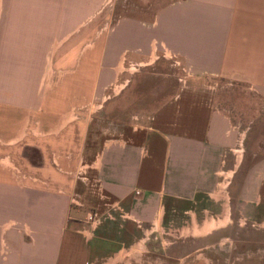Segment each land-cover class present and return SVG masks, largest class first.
I'll return each mask as SVG.
<instances>
[{
  "label": "crops",
  "instance_id": "obj_1",
  "mask_svg": "<svg viewBox=\"0 0 264 264\" xmlns=\"http://www.w3.org/2000/svg\"><path fill=\"white\" fill-rule=\"evenodd\" d=\"M105 3L4 5L0 264H264V156L206 81L240 78L264 98V0H171L109 25ZM163 53L194 78L145 124L104 133L95 107L129 63ZM49 59L60 76L46 88ZM24 145L40 159L19 161ZM113 202L131 217H106Z\"/></svg>",
  "mask_w": 264,
  "mask_h": 264
},
{
  "label": "rangeland",
  "instance_id": "obj_2",
  "mask_svg": "<svg viewBox=\"0 0 264 264\" xmlns=\"http://www.w3.org/2000/svg\"><path fill=\"white\" fill-rule=\"evenodd\" d=\"M8 0H0V17ZM171 0H106L105 10L98 22L109 25L120 15H137L150 19L155 11ZM106 13V14H105ZM101 27V26H100ZM46 88L54 84L60 76L55 69L53 59L48 60ZM125 76L113 88L111 98L105 104L100 102L94 114L99 117L98 127L110 134L124 126H139L149 120L153 111L168 98L178 87L188 84L194 76L187 69L184 61L170 53L160 54L150 62L129 63ZM48 79V80H47ZM206 81L216 91L218 104L230 114L241 133V144L246 153L255 152L257 157L264 156V98L254 91L246 81L220 76H206ZM103 106H99V105ZM31 146V145H28ZM33 146V145H32ZM26 145L14 148L19 161H24L28 154L38 161V153ZM231 236H226L225 246L233 242Z\"/></svg>",
  "mask_w": 264,
  "mask_h": 264
},
{
  "label": "built area",
  "instance_id": "obj_3",
  "mask_svg": "<svg viewBox=\"0 0 264 264\" xmlns=\"http://www.w3.org/2000/svg\"><path fill=\"white\" fill-rule=\"evenodd\" d=\"M117 214L123 219L131 217L130 214H128L125 208L121 205V203L113 202L109 205L105 216L112 219H116ZM88 220H90L94 224H98L99 222H101V216L96 210H91L88 213Z\"/></svg>",
  "mask_w": 264,
  "mask_h": 264
}]
</instances>
